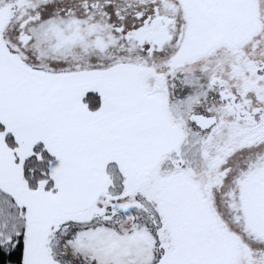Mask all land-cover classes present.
<instances>
[{"label": "snow or ice", "instance_id": "snow-or-ice-1", "mask_svg": "<svg viewBox=\"0 0 264 264\" xmlns=\"http://www.w3.org/2000/svg\"><path fill=\"white\" fill-rule=\"evenodd\" d=\"M0 264H264V0H0Z\"/></svg>", "mask_w": 264, "mask_h": 264}]
</instances>
